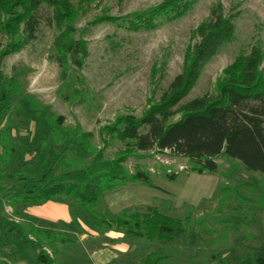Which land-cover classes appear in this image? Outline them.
Wrapping results in <instances>:
<instances>
[{
  "label": "rangeland",
  "instance_id": "obj_1",
  "mask_svg": "<svg viewBox=\"0 0 264 264\" xmlns=\"http://www.w3.org/2000/svg\"><path fill=\"white\" fill-rule=\"evenodd\" d=\"M162 2L71 0L72 15L66 19H62L61 9L58 13L57 8L44 4L38 13L40 27L36 40L3 58L1 69L7 78L17 82L20 95L2 127H12L10 137L20 156L13 162L5 153L0 156V176L22 170L25 165L35 175L31 179L43 176L53 152L64 150L56 149L51 136L56 117L63 116V129L80 126L84 132L92 133L93 144L104 148L108 158L126 156L124 167L128 174L135 167L151 174L153 186L127 183L108 192L102 200L101 213H149L150 208H155L173 218L188 219L185 235L164 244L114 229L97 230L76 205L70 206L71 202L62 203L70 207L72 222H50L29 215L22 205L11 206L8 197L2 194L13 191L18 184L4 178L0 217L52 229L60 240L65 238L68 243L56 242L54 251L46 247L55 264H145L152 253L165 256L163 264H252L251 249L264 248L263 173L249 171L241 161L221 155L216 158L218 173L199 174L183 156L169 150L128 149L125 141L107 132L106 128L120 116L142 117L160 101L182 72L187 48L200 40L196 31L210 20L213 8L222 5L224 14L234 18V36L206 64L197 84L180 105L206 94L216 95L223 71L239 55L250 53L254 47L264 53V0H193L188 12L180 18L162 20L152 28H132L130 19L142 16ZM73 15L71 25L76 28L73 37L87 44V52L83 55L82 69L75 68L68 58V75L64 79L55 60L56 43L65 31L58 25H68ZM7 17L0 7V22ZM9 42L1 33V55ZM29 96L43 110L42 114H36L30 106ZM24 112L31 119L27 120ZM181 118L177 114L171 122ZM76 156L90 162L82 150ZM166 172L175 173V178L167 177ZM36 254L34 245L19 244L16 261L7 264H36Z\"/></svg>",
  "mask_w": 264,
  "mask_h": 264
},
{
  "label": "trees",
  "instance_id": "obj_2",
  "mask_svg": "<svg viewBox=\"0 0 264 264\" xmlns=\"http://www.w3.org/2000/svg\"><path fill=\"white\" fill-rule=\"evenodd\" d=\"M70 3L71 0L1 1V11L8 17L0 22V34H5L10 42L0 54V156L5 153L12 162L20 156V150L10 137L12 127L2 126L6 115L15 108L20 87L13 78L6 77L1 63L5 56L23 50L36 40L40 27L38 13L44 4L57 8L58 13L61 9L62 19H66L72 15ZM191 5L193 0H163L158 7L142 16L137 15L129 23L132 28H152L162 20L184 16ZM73 18L74 15L69 18L68 25H58L65 31L56 43L55 60L64 79L68 75V62L82 69L83 55L87 52V44L73 37L76 30L71 25ZM233 20L224 14L222 5L213 8L210 20L202 23L196 31L200 40L187 48L182 72L160 101L149 107L142 117L120 116L106 128L109 135L125 141L128 149L138 152L169 150L174 155L183 156L199 174L218 173L216 158L221 155L241 161L249 171L264 174V53L261 48L254 47L250 53L239 55L223 71L216 95L206 94L180 105L197 84L206 64L225 42L233 38ZM28 98L36 114H42L43 110L30 96ZM177 114L182 118L171 122ZM24 116L31 119L29 113L24 112ZM64 124V117L57 116L56 124L52 125L54 146L64 150L53 152V159L43 176L31 179L35 175L27 170L26 165L22 170L0 176V194L5 193L1 184L6 181L4 178L16 180L18 184L13 191L2 194L8 197L11 206L22 205L27 209L48 202H71L70 206L74 208L76 205L97 230L114 229L161 244L175 242L185 235L188 219H176L155 208H150L149 213H101L102 200L108 192L127 183L142 182L153 186L151 174L139 167L128 174L124 167L126 156L108 158L104 148L99 149L93 144L92 133L84 132L80 126L73 130L63 129ZM78 150L85 153L89 163L85 162V157L76 156ZM58 169L60 173H57ZM166 176L174 179L176 174L166 172ZM23 219L36 223L25 216ZM51 231L33 223L22 225L0 217V264L16 261L19 244L37 248L36 264H55L47 248L54 251L56 242L67 244L68 241L65 238L60 240L57 233ZM251 252L252 264H264V248L255 247ZM165 260L162 254L152 253L145 264H163Z\"/></svg>",
  "mask_w": 264,
  "mask_h": 264
},
{
  "label": "crops",
  "instance_id": "obj_3",
  "mask_svg": "<svg viewBox=\"0 0 264 264\" xmlns=\"http://www.w3.org/2000/svg\"><path fill=\"white\" fill-rule=\"evenodd\" d=\"M26 212L34 218L50 222L63 221L70 223L73 221V213L70 207L63 203L48 202L42 206H31L27 208Z\"/></svg>",
  "mask_w": 264,
  "mask_h": 264
}]
</instances>
